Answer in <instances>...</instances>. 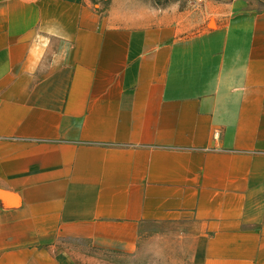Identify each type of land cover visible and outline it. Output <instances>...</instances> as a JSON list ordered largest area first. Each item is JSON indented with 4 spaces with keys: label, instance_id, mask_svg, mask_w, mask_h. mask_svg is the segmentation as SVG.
<instances>
[{
    "label": "crops",
    "instance_id": "obj_1",
    "mask_svg": "<svg viewBox=\"0 0 264 264\" xmlns=\"http://www.w3.org/2000/svg\"><path fill=\"white\" fill-rule=\"evenodd\" d=\"M103 17L0 0V264H101L194 222L189 264H264V0Z\"/></svg>",
    "mask_w": 264,
    "mask_h": 264
},
{
    "label": "rangeland",
    "instance_id": "obj_2",
    "mask_svg": "<svg viewBox=\"0 0 264 264\" xmlns=\"http://www.w3.org/2000/svg\"><path fill=\"white\" fill-rule=\"evenodd\" d=\"M93 9L103 17L109 13L130 14L134 20L153 13H181V18L190 27V34L198 33L209 24L216 26L220 13L216 0H88ZM214 26V27H213ZM195 223L182 222L166 226L151 225L147 228L140 247L135 255L127 256L108 253L90 248L86 242L62 241L58 248L62 250L77 249L95 256L101 264H189L191 241L187 236L195 230Z\"/></svg>",
    "mask_w": 264,
    "mask_h": 264
},
{
    "label": "bare ground",
    "instance_id": "obj_3",
    "mask_svg": "<svg viewBox=\"0 0 264 264\" xmlns=\"http://www.w3.org/2000/svg\"><path fill=\"white\" fill-rule=\"evenodd\" d=\"M214 27V26H213Z\"/></svg>",
    "mask_w": 264,
    "mask_h": 264
}]
</instances>
